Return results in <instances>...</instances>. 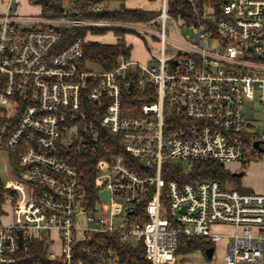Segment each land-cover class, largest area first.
<instances>
[{"label": "built area", "instance_id": "1", "mask_svg": "<svg viewBox=\"0 0 264 264\" xmlns=\"http://www.w3.org/2000/svg\"><path fill=\"white\" fill-rule=\"evenodd\" d=\"M187 2L190 16L174 18L159 0L152 20L134 23L81 18L74 0H61L55 17L21 16V0L3 1L0 264H15L32 241L43 242L50 264H177L179 238L194 237L223 243V264H264V195L174 174L196 162L264 163V0H222L218 11L208 0ZM177 19L190 43L166 36ZM64 28L134 33L148 59L94 71L82 62L84 38L60 47ZM132 82L153 86L154 100L144 102L147 90L125 107ZM80 148L97 158L94 198L65 155Z\"/></svg>", "mask_w": 264, "mask_h": 264}, {"label": "trees", "instance_id": "2", "mask_svg": "<svg viewBox=\"0 0 264 264\" xmlns=\"http://www.w3.org/2000/svg\"><path fill=\"white\" fill-rule=\"evenodd\" d=\"M115 1L119 3L117 10H108L107 8L101 12L93 11V7L97 4H105ZM126 0H74V7L80 12V17L89 20H113L123 22L145 23L152 20L157 12L145 11L141 9H127L124 7ZM34 2L40 5L41 14L43 16L55 17L61 14L60 4L61 0H34ZM209 5L218 11L222 6V0H208ZM168 13L174 18H180L190 16L191 7L187 0H168ZM106 29L101 28H64L62 32L61 48H66L73 44L78 39L85 37L87 33L92 35L102 34ZM115 34H120L123 31H114ZM130 47L126 44L122 37H116V41L113 44H104L96 41H85L82 43V62L90 63L96 66L98 69L108 71L112 69L120 58H129ZM132 90L127 95L130 97L124 102L125 107H137L138 99L144 95L145 91H149L152 97L144 100V102L153 101V86L145 85L143 90L136 87L132 82ZM96 104L90 103V107H94ZM101 111L99 112V114ZM134 115L139 113L134 112ZM85 122H95V119L89 117ZM67 160L76 168L79 178V184L85 190L90 198L95 197V187L93 184V177L95 175L94 164L96 157L87 153L83 149L68 151L66 154ZM10 164L13 171H16V160L14 156H10ZM176 167V168H175ZM172 169L179 171V167L175 166ZM242 167L238 172L243 170ZM179 175L180 179L184 182H195L207 179H213L218 181L222 186L230 188H236L242 190L239 185V178L233 177L232 173L224 168L223 165L214 162H196L187 173L174 172ZM176 175H168L166 172L163 177L166 180L176 179ZM243 191V190H242ZM7 190L3 189V181L0 178V215L3 213L2 206L5 202ZM184 240V244L178 245L175 254L178 251L183 253H189L198 249H204L207 247L206 242L201 238H181ZM180 238L178 240L181 241ZM117 249H121L122 246H114ZM139 251V250H138ZM141 253V250H140ZM139 253V254H140ZM20 259L15 264H50L45 257V247L41 241L29 242L27 248L20 251ZM205 259V257H204Z\"/></svg>", "mask_w": 264, "mask_h": 264}, {"label": "rangeland", "instance_id": "3", "mask_svg": "<svg viewBox=\"0 0 264 264\" xmlns=\"http://www.w3.org/2000/svg\"><path fill=\"white\" fill-rule=\"evenodd\" d=\"M3 1L0 0V13L3 12ZM125 7H132V6H146L150 10H158L159 9V0H127L123 4ZM106 8L108 10H117L119 8V3L115 1H110L106 3ZM19 15L21 16H29V15H37L39 13V8L36 5H31L26 2V0H21L20 6L18 8ZM175 24L177 27V32L175 30L174 25L168 21L166 24V36L170 39L182 41L184 43H190L192 39V31L191 29L186 28L180 19L175 20ZM178 34V35H177ZM122 37L124 41L128 44L130 47L129 51V59L132 61H135L136 63L140 65H144L145 62L148 59V48L145 44V42L136 34L134 33H128V32H122L120 34H115L113 30H106L102 34H97L92 37V40L96 42H102L104 44H113L116 41V37ZM152 46L155 48V42L151 41ZM172 47L170 45H167V52L171 50ZM89 68H91L94 71L99 70L96 66L90 65ZM121 101L124 103L127 101L125 98H121ZM248 107L246 108L245 115L248 117L250 113L248 112ZM252 117V115H251ZM257 117H259V114H257ZM256 124V128L254 129V132H260V129L263 127L261 121L253 120ZM259 161H254L253 164H257ZM2 164L0 162V178L2 181L8 180V177L3 174L2 172ZM224 168L228 170L230 173H234L236 171H239L242 167L239 162H227L224 164ZM251 168V167H250ZM255 168V177L256 181H259V179L264 180V170L261 171V167H259V164L254 165ZM243 172H246L245 168L242 170ZM248 176V172L245 174L244 177L239 178V185L241 187H245V182L243 181L245 177ZM227 187V186H223ZM249 189L252 192H256L255 189L252 187H249ZM3 222H9L11 221V216L8 214L3 218ZM262 234L264 235V230H262ZM181 240V238H180ZM205 241V240H204ZM206 242V246L214 247L213 252V259L207 260L209 264H223L222 257L224 253L223 243L212 245L210 243ZM183 241H179L178 245H182ZM204 249H198L189 253H183L182 251H178L175 254V261L177 264H201L204 262Z\"/></svg>", "mask_w": 264, "mask_h": 264}, {"label": "crops", "instance_id": "4", "mask_svg": "<svg viewBox=\"0 0 264 264\" xmlns=\"http://www.w3.org/2000/svg\"><path fill=\"white\" fill-rule=\"evenodd\" d=\"M127 1V0H126ZM149 1V0H148ZM39 8V12L41 11L40 9V6H37ZM125 7V6H124ZM127 8V7H125ZM127 9H141V10H145V11H157V10H150L149 8H147L146 6H132V7H128ZM94 35L90 34V33H87L84 37V41H88V40H91V41H94L92 40V37ZM99 43H102V42H99ZM127 44V43H126ZM128 45V44H127ZM257 164H259V167H261V171L264 170V163L259 161ZM256 163L253 164L252 163H249L248 165H246L245 167V170L246 172H244L243 176H245V174L248 172V176L244 178V182H245V187H241L240 188L243 190V191H246V192H252L249 187H252L253 189H255L256 192H253V193H256V194H262L264 195V180L262 179H259V181H256V177H255V168H254V165H257ZM251 167V168H250ZM240 178V177H239Z\"/></svg>", "mask_w": 264, "mask_h": 264}, {"label": "water", "instance_id": "5", "mask_svg": "<svg viewBox=\"0 0 264 264\" xmlns=\"http://www.w3.org/2000/svg\"><path fill=\"white\" fill-rule=\"evenodd\" d=\"M243 174H244L243 171H241V172H234V173H232V176H233V177H237V178H239V177H242ZM101 197H102L103 200H106V198H107V192H106V191L102 192V193H101ZM18 245H19V247H21L20 232L18 233ZM212 253H213V247H208V248H206V249L204 250V257H205V259H206V260L211 259V257H212Z\"/></svg>", "mask_w": 264, "mask_h": 264}]
</instances>
